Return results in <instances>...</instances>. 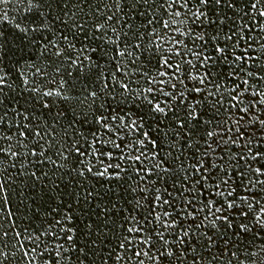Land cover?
Masks as SVG:
<instances>
[{
  "label": "snow or ice",
  "instance_id": "snow-or-ice-1",
  "mask_svg": "<svg viewBox=\"0 0 264 264\" xmlns=\"http://www.w3.org/2000/svg\"><path fill=\"white\" fill-rule=\"evenodd\" d=\"M0 264H264V0H0Z\"/></svg>",
  "mask_w": 264,
  "mask_h": 264
}]
</instances>
